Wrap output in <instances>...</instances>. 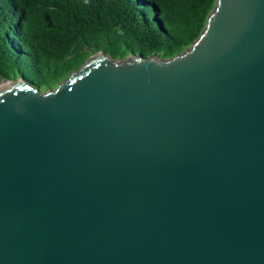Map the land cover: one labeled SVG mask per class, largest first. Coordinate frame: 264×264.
Returning a JSON list of instances; mask_svg holds the SVG:
<instances>
[{"label":"water","instance_id":"water-1","mask_svg":"<svg viewBox=\"0 0 264 264\" xmlns=\"http://www.w3.org/2000/svg\"><path fill=\"white\" fill-rule=\"evenodd\" d=\"M215 1L171 57L0 80V264H264V0Z\"/></svg>","mask_w":264,"mask_h":264},{"label":"trees","instance_id":"trees-1","mask_svg":"<svg viewBox=\"0 0 264 264\" xmlns=\"http://www.w3.org/2000/svg\"><path fill=\"white\" fill-rule=\"evenodd\" d=\"M215 0H0V80L53 88L88 56L168 58L204 28Z\"/></svg>","mask_w":264,"mask_h":264},{"label":"bare ground","instance_id":"bare-ground-1","mask_svg":"<svg viewBox=\"0 0 264 264\" xmlns=\"http://www.w3.org/2000/svg\"><path fill=\"white\" fill-rule=\"evenodd\" d=\"M3 83H0V85H2Z\"/></svg>","mask_w":264,"mask_h":264},{"label":"rangeland","instance_id":"rangeland-1","mask_svg":"<svg viewBox=\"0 0 264 264\" xmlns=\"http://www.w3.org/2000/svg\"><path fill=\"white\" fill-rule=\"evenodd\" d=\"M45 90V89H44ZM44 90H41V91H44Z\"/></svg>","mask_w":264,"mask_h":264}]
</instances>
